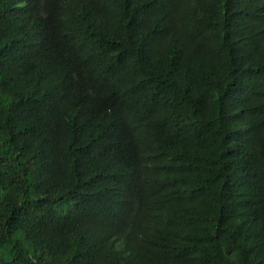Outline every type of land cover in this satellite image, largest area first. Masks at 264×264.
Listing matches in <instances>:
<instances>
[{
  "label": "trees",
  "instance_id": "16d2710c",
  "mask_svg": "<svg viewBox=\"0 0 264 264\" xmlns=\"http://www.w3.org/2000/svg\"><path fill=\"white\" fill-rule=\"evenodd\" d=\"M0 264H264V0H0Z\"/></svg>",
  "mask_w": 264,
  "mask_h": 264
}]
</instances>
